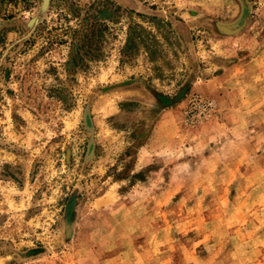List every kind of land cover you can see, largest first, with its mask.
<instances>
[{
  "label": "rangeland",
  "instance_id": "1",
  "mask_svg": "<svg viewBox=\"0 0 264 264\" xmlns=\"http://www.w3.org/2000/svg\"><path fill=\"white\" fill-rule=\"evenodd\" d=\"M0 264H264V0H0Z\"/></svg>",
  "mask_w": 264,
  "mask_h": 264
},
{
  "label": "water",
  "instance_id": "2",
  "mask_svg": "<svg viewBox=\"0 0 264 264\" xmlns=\"http://www.w3.org/2000/svg\"><path fill=\"white\" fill-rule=\"evenodd\" d=\"M45 1H47V0H45Z\"/></svg>",
  "mask_w": 264,
  "mask_h": 264
}]
</instances>
